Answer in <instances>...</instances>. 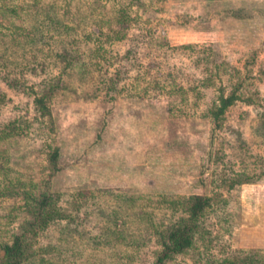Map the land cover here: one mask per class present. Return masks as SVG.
<instances>
[{
	"label": "rangeland",
	"instance_id": "374dc122",
	"mask_svg": "<svg viewBox=\"0 0 264 264\" xmlns=\"http://www.w3.org/2000/svg\"><path fill=\"white\" fill-rule=\"evenodd\" d=\"M29 1L0 0V57L8 52L26 62L0 65V163L16 172L20 190L35 192L48 171L49 149L28 126L29 97L6 84L26 75L24 83L37 86L43 74L57 72L64 61H51V50L71 37L54 31L30 45ZM92 1L43 0L64 16H99L90 25L83 20L80 30L109 31L112 57L109 63L93 57L80 72L84 80L76 78L79 95L51 103L59 169L48 188L64 209L74 199L79 208H71L70 223L38 228L35 245L58 247L63 257L81 261L91 253L100 264H148L160 248L155 231L184 222L185 199L200 194L210 205L191 222L193 245L169 263L220 264L241 250L257 253L263 264L264 0H136L140 15L123 28L114 17L120 0ZM78 40L74 48L84 60L92 44ZM94 78L111 84L108 95ZM221 95L234 102L213 120L209 110ZM118 194L137 204L118 206L115 228L125 221L136 240L116 238L112 251H94ZM22 202L20 195H0V224L19 230L30 213Z\"/></svg>",
	"mask_w": 264,
	"mask_h": 264
},
{
	"label": "trees",
	"instance_id": "16d2710c",
	"mask_svg": "<svg viewBox=\"0 0 264 264\" xmlns=\"http://www.w3.org/2000/svg\"><path fill=\"white\" fill-rule=\"evenodd\" d=\"M94 1H92L93 4ZM134 1L136 0H120V5L114 16L118 27L123 28L126 20L136 19L140 15V8L138 9L139 6H135ZM28 3L32 21H30L25 36L30 45L36 44L33 42L43 39L45 36H52L54 31L56 32L55 35H61L62 37V35L65 34V37L71 38L68 42L65 40L60 46V49L55 51L53 49L51 50L53 51L51 61L52 58L55 60L61 59L64 61V64L62 67H57V72L43 74L42 78L39 80V85L34 86L24 83L23 80H27L26 75L20 76L23 80L12 79V83L7 82L6 84L8 87L12 86L14 90L23 92L29 97L32 120L28 122V126L35 127L37 133L44 136L45 147L49 150H47L45 157L48 164V171L42 178L43 184L40 185L41 190L39 191L30 192L24 189L20 190L22 183L16 178V172L12 170L11 166L5 160H2L0 163V195H20L23 201L22 204L27 206L30 210L29 216L26 218V221L22 223L19 230H12L8 227V224L7 226L0 224V264H100L101 261H96L95 256L91 253L92 259H90L91 256H88L81 261L76 260L74 256L71 255H69L70 258L63 257L61 249L58 247L52 246V248H50L49 246H40L38 248L35 243L37 241L38 228L45 230L51 223L56 221L70 223L73 221L75 215L71 208H79V200L74 199L75 202L74 204L71 203L69 210L64 209L63 206H60L58 203L60 195L53 194L48 188L51 176L59 169V148L52 142L55 130L51 122V103L53 99L64 98L62 96L65 95L71 96L74 94V97L79 95L77 94L78 88L75 86L77 82L76 78L78 77L80 81L81 78L84 80L85 76L80 72L84 71L83 67H85L93 57H103L105 58V63H109L110 57L112 56L108 52L106 44L112 39V36L109 31H104V27L98 28L91 26L89 30L83 33L81 32L80 24L83 20H88L87 22L90 25L92 24L91 19L94 18L92 20L94 23V20L99 21V16L94 17L91 13L84 15L75 13L76 15L74 14L72 18L71 16H64V12L60 7L57 8L53 5H48L47 2L44 4L43 0H30ZM75 12H79V9ZM77 31L79 34L76 35ZM80 37H84L85 41H89L92 44V47L89 48L90 56L84 60H79L80 56L78 57V53L74 48V45L79 44L78 39ZM14 39L17 41L18 38ZM37 47L42 46L38 45ZM8 48L6 47V49ZM42 49H44V47ZM7 53L8 52H4L5 58L0 57V65L9 67L13 65L14 61H17L15 62L16 66H23V64H26L21 58L13 57V59H11L7 57ZM9 54L10 53H8V56ZM58 56L62 57L57 58ZM51 61L49 63H51ZM98 63L100 64V62ZM74 68H77L78 71L73 70ZM71 73H76L77 75H72ZM73 78H75V82L70 81ZM92 82L95 83V87H105V93L107 95L112 89L111 84L109 82L107 83L106 79L103 81V78H94ZM233 102L234 97L232 95L218 96L216 105L209 110V115L213 120H218V118L223 115L226 108ZM17 121L18 119L14 118V122ZM10 124L13 125L15 123L10 122ZM1 158H4V156H1ZM16 185L17 187L14 188ZM117 196H119L120 202L116 205L115 209L110 211V225L98 234V244L97 241H95V244H91V249H94V251L100 248L104 249V247H106V250L112 251L111 243L117 241L116 238L128 244L136 240L134 234H128L125 221H121L122 225H120L119 228H115V224L117 223L119 215H122L120 210H118L119 207L132 208L135 207L137 202L133 201L134 197L120 194ZM185 204L187 219L184 222L169 224L165 231L161 229L155 231L158 235L157 240L160 248L154 252L152 260L148 264H170V260L176 254H183L192 247L193 230L191 222L196 220L210 205V198L204 195L194 194L185 199ZM138 216L141 219L143 218L141 214H138ZM106 244L107 246H105ZM116 255H118L117 252ZM256 255L257 253L255 252L238 250L237 253L232 254L220 264H257L263 262L261 257ZM120 258L121 257H119V259ZM122 264L125 263L122 262Z\"/></svg>",
	"mask_w": 264,
	"mask_h": 264
}]
</instances>
